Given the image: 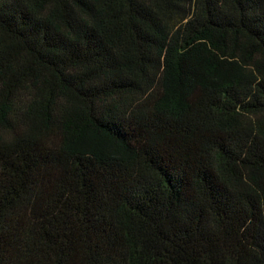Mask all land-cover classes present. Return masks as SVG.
Wrapping results in <instances>:
<instances>
[{"label":"trees","instance_id":"obj_1","mask_svg":"<svg viewBox=\"0 0 264 264\" xmlns=\"http://www.w3.org/2000/svg\"><path fill=\"white\" fill-rule=\"evenodd\" d=\"M0 264H264V0H0Z\"/></svg>","mask_w":264,"mask_h":264}]
</instances>
